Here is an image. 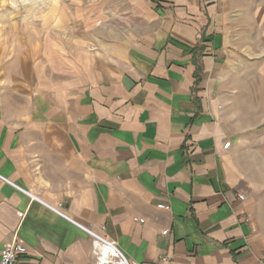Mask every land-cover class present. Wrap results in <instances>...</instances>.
I'll list each match as a JSON object with an SVG mask.
<instances>
[{
  "label": "crops",
  "instance_id": "1",
  "mask_svg": "<svg viewBox=\"0 0 264 264\" xmlns=\"http://www.w3.org/2000/svg\"><path fill=\"white\" fill-rule=\"evenodd\" d=\"M58 7L0 41V258L264 264V2Z\"/></svg>",
  "mask_w": 264,
  "mask_h": 264
},
{
  "label": "rangeland",
  "instance_id": "2",
  "mask_svg": "<svg viewBox=\"0 0 264 264\" xmlns=\"http://www.w3.org/2000/svg\"><path fill=\"white\" fill-rule=\"evenodd\" d=\"M264 2V0H256ZM86 0H0V41L14 43L16 50L21 51L25 33L32 31V22H49L55 18V6L58 9L59 21H69L75 6H85ZM13 25L14 29L9 28ZM24 35V36H23Z\"/></svg>",
  "mask_w": 264,
  "mask_h": 264
},
{
  "label": "built area",
  "instance_id": "3",
  "mask_svg": "<svg viewBox=\"0 0 264 264\" xmlns=\"http://www.w3.org/2000/svg\"><path fill=\"white\" fill-rule=\"evenodd\" d=\"M230 147V142H227L224 146L225 149ZM239 199L243 200L244 196L239 195ZM163 210H170V206L161 204L158 206ZM54 211L61 214L59 206L52 207ZM136 222L145 223V219L135 218ZM90 235L95 239L94 243L97 248L96 250V263L97 264H132L127 258L125 253L120 249L118 244L105 236H98L87 230ZM167 234L168 231H164ZM27 256V249L24 245L14 243L11 246L5 248L1 254L0 264H21L24 258Z\"/></svg>",
  "mask_w": 264,
  "mask_h": 264
}]
</instances>
